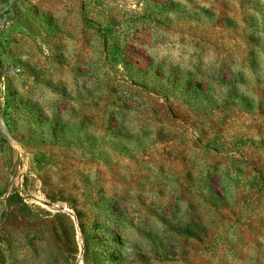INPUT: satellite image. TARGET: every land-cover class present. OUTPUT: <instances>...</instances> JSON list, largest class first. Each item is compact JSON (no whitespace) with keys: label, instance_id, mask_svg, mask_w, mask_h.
Here are the masks:
<instances>
[{"label":"rangeland","instance_id":"374dc122","mask_svg":"<svg viewBox=\"0 0 264 264\" xmlns=\"http://www.w3.org/2000/svg\"><path fill=\"white\" fill-rule=\"evenodd\" d=\"M0 264H264V0H0Z\"/></svg>","mask_w":264,"mask_h":264},{"label":"trees","instance_id":"16d2710c","mask_svg":"<svg viewBox=\"0 0 264 264\" xmlns=\"http://www.w3.org/2000/svg\"><path fill=\"white\" fill-rule=\"evenodd\" d=\"M1 70H2V67H1V63H0V74H1Z\"/></svg>","mask_w":264,"mask_h":264}]
</instances>
